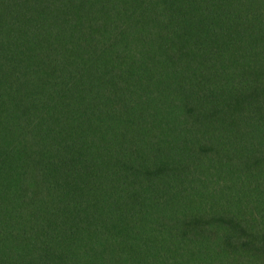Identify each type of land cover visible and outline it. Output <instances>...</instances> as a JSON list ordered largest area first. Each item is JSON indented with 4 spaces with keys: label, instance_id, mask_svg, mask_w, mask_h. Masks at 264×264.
<instances>
[{
    "label": "trees",
    "instance_id": "trees-1",
    "mask_svg": "<svg viewBox=\"0 0 264 264\" xmlns=\"http://www.w3.org/2000/svg\"><path fill=\"white\" fill-rule=\"evenodd\" d=\"M0 264H264V0H0Z\"/></svg>",
    "mask_w": 264,
    "mask_h": 264
}]
</instances>
